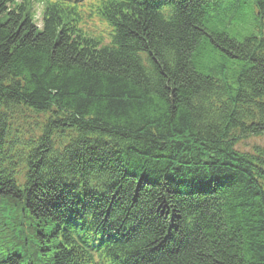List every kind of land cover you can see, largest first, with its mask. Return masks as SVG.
<instances>
[{"label": "trees", "instance_id": "16d2710c", "mask_svg": "<svg viewBox=\"0 0 264 264\" xmlns=\"http://www.w3.org/2000/svg\"><path fill=\"white\" fill-rule=\"evenodd\" d=\"M36 1L0 0V264L35 221L52 264H264V0Z\"/></svg>", "mask_w": 264, "mask_h": 264}, {"label": "rangeland", "instance_id": "374dc122", "mask_svg": "<svg viewBox=\"0 0 264 264\" xmlns=\"http://www.w3.org/2000/svg\"><path fill=\"white\" fill-rule=\"evenodd\" d=\"M234 1H236V3L238 4V5H241V4H244L245 2H249V4L251 3L252 4V2H253V0H225V6L227 5V4H229L228 5V13L232 16V14H233V9H232V5H233V2ZM38 8V10H39V12H40V7L38 6L37 7ZM255 13H256V11H255ZM214 16H217L216 14L214 15ZM234 17H236V15L234 14L232 17H231V19H234ZM213 18H217V17H213ZM217 27H220V26H217ZM223 27V26H222ZM231 27V26H230ZM220 30H223V29H225L224 27L223 28H219ZM226 30H228L229 32H232V29H230V28H227ZM259 143V142H258ZM262 143V142H261ZM251 144V143H250ZM244 148H246V149H249L250 147L249 146H246V147H244ZM0 252H5V248L4 247H2V248H0Z\"/></svg>", "mask_w": 264, "mask_h": 264}, {"label": "bare ground", "instance_id": "6f19581e", "mask_svg": "<svg viewBox=\"0 0 264 264\" xmlns=\"http://www.w3.org/2000/svg\"><path fill=\"white\" fill-rule=\"evenodd\" d=\"M97 177H101V178H112L109 174L91 173L87 177L86 181H87V183H93Z\"/></svg>", "mask_w": 264, "mask_h": 264}]
</instances>
